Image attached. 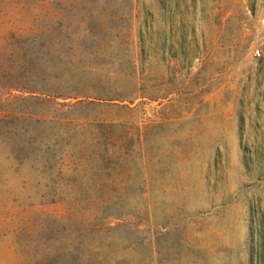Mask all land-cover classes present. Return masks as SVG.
<instances>
[{"label": "rangeland", "instance_id": "1", "mask_svg": "<svg viewBox=\"0 0 264 264\" xmlns=\"http://www.w3.org/2000/svg\"><path fill=\"white\" fill-rule=\"evenodd\" d=\"M60 26L107 32L79 39L85 59ZM0 28L28 30L2 46L1 110L60 116L12 97H40L39 67L74 54L130 98L73 112L104 125L105 188L49 170L51 142L44 179L14 167L9 129L31 122L0 113V264H264V0H0Z\"/></svg>", "mask_w": 264, "mask_h": 264}, {"label": "trees", "instance_id": "2", "mask_svg": "<svg viewBox=\"0 0 264 264\" xmlns=\"http://www.w3.org/2000/svg\"><path fill=\"white\" fill-rule=\"evenodd\" d=\"M107 32L103 27H58L54 33L59 37L77 41H71V46L83 48L86 53L84 58L95 57L93 50L85 48L79 42L80 38L100 37ZM28 30L26 29H4L0 28V52L3 45L22 44L27 40ZM9 42V43H8ZM1 56V53H0ZM87 61V60H86ZM80 57L72 56L59 70L49 65L40 66L38 71L42 76L41 90L38 92L40 97L34 96V92L29 96H14L13 102L27 103L31 105L45 104L50 100H62L59 103L61 108L60 116H43L36 112L38 110H26L25 112H6L2 119L10 118L13 122L27 120L31 122V127L17 128L13 126L9 129L10 136L23 132L25 138L21 144L9 152V160L17 169L29 168L36 174L35 179L41 181L44 177V171L47 169V154L49 142L53 143L55 148L59 149V155L55 156L50 169L61 172L64 168L74 174L85 173L86 168L100 175H93V181L96 186L105 188V184L110 179V171L116 166L113 163L104 160L111 151V146L106 139L105 132L102 131L104 125L88 123L86 116H74V110L88 111L102 106V102L125 101L130 99L124 94L121 86L116 79L103 76L97 72V67L85 66L81 63ZM3 69L0 68V74ZM21 92V91H20ZM72 102V103H71ZM80 115V114H79ZM80 117V118H79ZM61 134V144L58 140L50 137L54 132ZM7 134V135H9ZM44 179V178H43ZM40 260H50L49 264H56L58 256L56 252L50 255L39 253Z\"/></svg>", "mask_w": 264, "mask_h": 264}, {"label": "built area", "instance_id": "3", "mask_svg": "<svg viewBox=\"0 0 264 264\" xmlns=\"http://www.w3.org/2000/svg\"><path fill=\"white\" fill-rule=\"evenodd\" d=\"M254 55L257 56V57H259L260 56L259 51L256 50Z\"/></svg>", "mask_w": 264, "mask_h": 264}]
</instances>
